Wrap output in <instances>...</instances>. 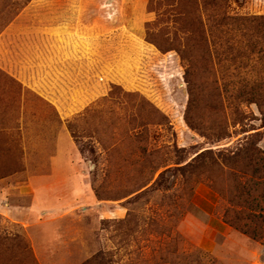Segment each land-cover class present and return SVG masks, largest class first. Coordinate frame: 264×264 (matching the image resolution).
Segmentation results:
<instances>
[{"label": "rangeland", "instance_id": "1", "mask_svg": "<svg viewBox=\"0 0 264 264\" xmlns=\"http://www.w3.org/2000/svg\"><path fill=\"white\" fill-rule=\"evenodd\" d=\"M260 158L264 0H0V264H264Z\"/></svg>", "mask_w": 264, "mask_h": 264}, {"label": "trees", "instance_id": "2", "mask_svg": "<svg viewBox=\"0 0 264 264\" xmlns=\"http://www.w3.org/2000/svg\"><path fill=\"white\" fill-rule=\"evenodd\" d=\"M232 161H237L236 154L233 155V157L229 158ZM260 162L264 164V158H260Z\"/></svg>", "mask_w": 264, "mask_h": 264}]
</instances>
